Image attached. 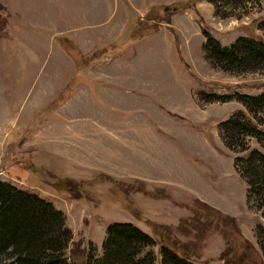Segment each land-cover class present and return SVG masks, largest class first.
Segmentation results:
<instances>
[{"label":"rangeland","instance_id":"374dc122","mask_svg":"<svg viewBox=\"0 0 264 264\" xmlns=\"http://www.w3.org/2000/svg\"><path fill=\"white\" fill-rule=\"evenodd\" d=\"M90 25L100 30L78 41L74 31ZM203 30L228 46L240 36L264 41V0H0V180L64 212L72 261L90 244L101 255L107 227L131 222L152 236L156 223L197 264H264V207L247 198L242 163L234 166L264 153V134L248 136L246 150L228 148L220 122L246 106L200 100L201 90L264 93V63L213 66ZM120 50L122 79L109 101L96 62ZM258 116L264 122V108ZM160 248L158 237L154 264Z\"/></svg>","mask_w":264,"mask_h":264},{"label":"trees","instance_id":"16d2710c","mask_svg":"<svg viewBox=\"0 0 264 264\" xmlns=\"http://www.w3.org/2000/svg\"><path fill=\"white\" fill-rule=\"evenodd\" d=\"M203 34L205 58L215 67L239 72L264 63V41L240 36L228 46L206 30ZM234 98L242 102L247 110L232 112L220 122L219 130L228 148L246 150L248 136L261 141V134H264V122L258 116L264 108V93L254 96L201 91L200 100L226 102ZM235 159V168L238 162L242 163L238 168L247 183V198L254 197V205L264 207V153L254 149L249 155ZM66 185H70V180ZM201 203L219 211L206 202ZM155 224L152 223L156 236H152L131 222L112 223L106 229L101 255L90 244L86 250L78 248L82 253L80 262L76 259L72 261L78 254L73 250L75 246L71 245L73 234L64 212L37 193L0 180V264H154L156 253L153 246L158 237L161 239L159 264H197L181 250L179 240L156 232Z\"/></svg>","mask_w":264,"mask_h":264},{"label":"crops","instance_id":"0c3cea01","mask_svg":"<svg viewBox=\"0 0 264 264\" xmlns=\"http://www.w3.org/2000/svg\"><path fill=\"white\" fill-rule=\"evenodd\" d=\"M90 26H93V27H86V28H84L82 30L79 29V30L74 31V32L77 33L76 34V37H77V40L78 41H85L90 36H94L96 34L95 33V30H100L99 29L100 27L97 26V25H90ZM94 27H96V28H94ZM61 30L62 29H58L57 31H54V33L55 34L62 33ZM129 43L126 42L123 45V47L121 48V50H123L124 48H126V45L129 44ZM131 48H133V45L132 46H129V49H131ZM121 50L117 54H114V56L107 55L103 59H102L103 55L100 53L99 56H98L97 62H96L97 64L100 62L102 64L101 66L103 67V69L101 71H97L96 72V78H97L96 79V82H97L98 86L102 89L101 91H103V93H105V95H106L107 99H109V101H112V100L115 101L114 100V95L119 91V86L118 85H119L120 80L122 79V68L119 65L120 64L119 57H120ZM126 51H129V50L126 48ZM137 54L138 53L133 52L132 57L136 56ZM130 57L131 56L126 57V60L129 59ZM70 59H71V57H70ZM80 59L86 61L87 60V57H86V55H82L81 54L80 55ZM71 64H72V61H71ZM41 69H42V67H41ZM115 69H116V73H114V75H113L112 72H111V70H115ZM71 76H72V71H71ZM71 76H70V78L68 77L67 85H74V81L72 80L73 79V76L72 77ZM41 78H42V76L40 75V77H39V79L37 81L39 82V80H41ZM64 78H65L64 75H62L61 78H59V81L61 83H63L64 82ZM53 79H54V82L56 84L57 78L53 77ZM39 84L40 85H49L47 82H43V81H41ZM54 90H55V87H54ZM55 91H53L49 95H51L52 97L55 96V94H56V93H54ZM73 99H74V94L72 92L69 93V94H66L65 97H64V100H62L61 102H59V106L61 108L65 107V106H68V105H70V103H71V101ZM104 103L106 104V102H104ZM206 103H209V102H205L203 104H206ZM106 106H107V104H106ZM126 107H129V106H126ZM108 121L112 125H115V120H113V121L112 120H108ZM62 130H65L67 133L68 132H73L72 127L71 128L68 127V124H66L65 125V129L62 128ZM61 153L63 154L62 151H61ZM66 153H67V155L70 154L69 156L74 155L73 152L66 151ZM62 158H65V157L62 155ZM72 158H73V156L71 157V159Z\"/></svg>","mask_w":264,"mask_h":264}]
</instances>
